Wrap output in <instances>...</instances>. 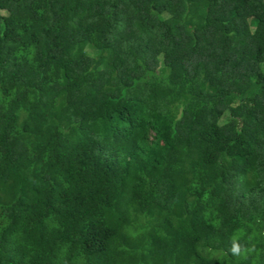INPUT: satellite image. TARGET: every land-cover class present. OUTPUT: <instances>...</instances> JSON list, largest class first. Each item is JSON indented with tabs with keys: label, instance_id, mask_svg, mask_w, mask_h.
Returning a JSON list of instances; mask_svg holds the SVG:
<instances>
[{
	"label": "trees",
	"instance_id": "trees-1",
	"mask_svg": "<svg viewBox=\"0 0 264 264\" xmlns=\"http://www.w3.org/2000/svg\"><path fill=\"white\" fill-rule=\"evenodd\" d=\"M0 264H264V0H0Z\"/></svg>",
	"mask_w": 264,
	"mask_h": 264
},
{
	"label": "clouds",
	"instance_id": "clouds-1",
	"mask_svg": "<svg viewBox=\"0 0 264 264\" xmlns=\"http://www.w3.org/2000/svg\"><path fill=\"white\" fill-rule=\"evenodd\" d=\"M229 250L234 256H242L249 251V249L243 247L235 238L232 240Z\"/></svg>",
	"mask_w": 264,
	"mask_h": 264
},
{
	"label": "rangeland",
	"instance_id": "rangeland-1",
	"mask_svg": "<svg viewBox=\"0 0 264 264\" xmlns=\"http://www.w3.org/2000/svg\"><path fill=\"white\" fill-rule=\"evenodd\" d=\"M3 14H6V12H3Z\"/></svg>",
	"mask_w": 264,
	"mask_h": 264
}]
</instances>
